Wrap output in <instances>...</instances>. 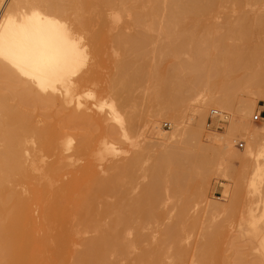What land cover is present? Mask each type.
<instances>
[{
    "label": "bare ground",
    "instance_id": "bare-ground-1",
    "mask_svg": "<svg viewBox=\"0 0 264 264\" xmlns=\"http://www.w3.org/2000/svg\"><path fill=\"white\" fill-rule=\"evenodd\" d=\"M219 2L220 0H0V47L3 50L0 54V264H39L35 254L39 242L36 233H48L54 230V226L63 227L62 224L70 216L69 206L77 192L82 194L83 205L90 222L88 228H91L95 235L79 243L84 249L78 253L75 261L78 264H111L107 253L115 251L117 246L120 248L124 246L119 241L124 212L120 204L115 205L112 211L99 208L102 205L101 200L106 199L109 194H119L120 175L103 176L92 164L76 166L78 161L76 153L66 154L62 150V146L66 150L72 148L73 138L66 131L79 127L87 137L91 133V128L87 126L91 116L87 114L89 109L82 99L86 97L96 99L94 98L96 93L93 95V91L81 90V83H90L91 76L79 78L77 75L86 63L89 52L83 43L84 35L89 34V39L91 36L95 41L105 40L109 35L108 28H111L109 23L125 10L134 12L133 19L137 22L144 19L156 21L159 18L163 22L175 25L186 24L189 21L193 24L198 22L200 17L215 12ZM148 9L150 12H143ZM92 13L101 21L98 22L97 31L93 30L95 21L86 16ZM262 17L264 19V16ZM255 20L254 24L244 22L231 25L229 28L224 27L226 30L220 26L207 27L202 30L205 31L204 34L199 33L200 36L194 33L196 31L189 34L190 30L186 25L188 31H184L188 33V38L194 42L196 48L193 62L185 68L188 72L186 79L178 77L183 71L181 65H174L175 70L168 74L158 68L160 60L155 59L157 68L153 66V70L148 69L147 53L141 44H137L134 46L137 60L128 63L131 72H126L125 67H121L117 81L122 83L128 78L130 85L136 82L143 83L146 79L152 78L151 80H155L166 91L173 85L176 94L172 99L181 101L188 92L197 90L200 82L208 80L206 82L209 83L219 74L228 76L242 73L243 83L255 88L252 95L256 99L264 100V85L261 80L264 57L257 50V45L255 47L262 27L257 18ZM114 38L122 42L125 37L124 34L117 33ZM161 55L156 53V58L159 56L164 62L167 56ZM241 84L219 88L218 95L214 93L210 96V106H226L233 91L242 86ZM188 87L191 90H187ZM96 102H100L97 103L99 108L107 105L113 119L123 126V117L113 99L108 101L109 103L101 100ZM255 104L241 103L236 118L230 122L228 132H232L233 127L243 123L247 124V128H255V131L249 133L247 151L251 155L254 151L257 152L253 168L260 169L264 163V138H259V135L264 136V126L260 127L261 125L254 122L253 118L250 120ZM64 109H69V113L62 116ZM157 135L159 138L167 139V135L159 131ZM81 149L86 151V146L82 145ZM111 149L105 148V151L108 153L113 151ZM50 157L52 161L48 162L47 158ZM165 158L167 161L168 158H163L166 167ZM159 160H162L161 157ZM161 166L163 169L161 171L169 172L164 171L163 163ZM159 168L157 166L155 170ZM173 170L172 173L184 176L179 170L175 172ZM262 171L264 172V169ZM159 172L158 170L156 173ZM173 175L172 184L169 181V174L167 178H163V175L161 180L157 179V175L153 176V181L146 187L147 198L152 202V207L162 199L160 191L167 180L174 187L175 193L187 189L184 185L186 182L182 184L181 178ZM62 200H66L65 205ZM262 202L264 201L261 200ZM111 213L114 219L110 222L107 219ZM96 214L100 215L103 221L93 220ZM180 217L184 218L179 215V220H182ZM261 217L263 218L264 214ZM178 219L175 224L180 222ZM191 226L193 227V224ZM249 226L252 227L254 234H260L256 221H250ZM165 230L164 234H161L163 231L160 233L163 236L158 245L142 250V258L148 259L150 264H156L164 258L167 248L172 246L173 252L170 254H175V260L173 259L177 262L175 264H184L182 259L188 252L181 247L183 230L174 224ZM71 231L79 233V225H72ZM55 241L57 244L62 243L63 237L57 236ZM74 242L76 243L74 240L71 241V244ZM261 245L264 255V242ZM202 247V249L198 247L199 252L195 250L199 254V257L196 256L197 261H201L197 263L214 264L215 252L203 245ZM238 258L236 263L239 261ZM240 262L239 264H242ZM45 264H62L59 251L54 252L53 257ZM222 264L230 263L224 259ZM254 264L259 263L254 261Z\"/></svg>",
    "mask_w": 264,
    "mask_h": 264
},
{
    "label": "rangeland",
    "instance_id": "rangeland-1",
    "mask_svg": "<svg viewBox=\"0 0 264 264\" xmlns=\"http://www.w3.org/2000/svg\"><path fill=\"white\" fill-rule=\"evenodd\" d=\"M230 1L232 0H220L222 4L220 5L219 2L215 10L218 14L213 12L209 16H204L205 19L203 16L200 17L196 23L192 24L189 21L182 25L163 22L159 18L156 21L144 19L137 22L133 19L134 12L125 10L109 23L111 28H108L109 35L105 40L95 41L91 39V36L89 39V34L84 35L83 43L90 48H87L89 52L86 63L77 75L79 78L92 77L90 83H81V90L93 91V95L95 92L94 98L98 99H92L93 97L82 99L89 109L87 114L91 116L87 123L91 133L87 137L79 127L66 131L73 138L72 148L66 150L62 146V150L66 154L76 153L78 159L76 166L92 164L103 176L120 175L119 194H109L106 199L101 200L102 205L99 208V210L107 208L112 211L115 205L120 204L124 212L122 230L119 234L121 236L119 241L124 246L121 248L117 246L115 251L107 253L111 264H150L148 259L142 258V250L158 245L163 236L161 234H164L165 229L172 224L183 230L181 247L188 252V257L185 255L182 259L184 264L199 263L197 251L199 252L198 247L203 248L202 245L215 252L214 264H222L224 259L230 264H239V261L242 264H254V261L264 264V255L261 250V243L264 242V217H261L264 214V205H262L264 202L261 203V200L264 201V172L262 171L264 163L260 169L253 168L257 152L254 151L251 155L247 151L249 133L255 131V128H247V124L243 123L233 127L232 132H228L242 102L256 103L250 120L254 112L264 108V100L256 99L252 95L255 88L243 83L242 73H233L228 76L219 74L209 83L206 82L208 80L200 82L197 90L188 92L184 99L178 101L172 99L176 94L175 87L172 88L173 85H170L166 91L155 80H151L152 78L146 79L143 83L136 82L130 85L128 78L122 83L117 81L121 67L124 66L126 72H131L128 63L137 60L134 50L137 44H141L147 53L148 69L153 70V66L156 67V60H160L161 66L158 64V68L162 72L171 73L175 70L174 65H181L183 71L178 77L186 79L188 72L185 68L193 62L196 49L194 42L188 38V33L193 34L196 31L194 33L200 36L199 33L204 34L205 31L202 32V30L207 27L229 28L231 25L244 22L254 24L256 18L262 30L258 36L259 39L255 41V47L257 45V50L264 57V19L262 17L264 16L262 15L264 0ZM138 11L141 10L138 9ZM143 12L148 13L150 10H143ZM86 16L95 21L93 30L97 31L98 22H101L100 18L94 13L86 14ZM191 26H195L197 30ZM185 27L190 30L188 33ZM117 33L124 34L125 38L122 42L114 38ZM155 50L158 55L167 56L164 62L161 61V57V59L159 56H157L158 59L156 58ZM261 80L264 85V70ZM236 83H242V86L233 91L226 106H210L212 94L218 95L219 88ZM111 99L114 100L123 117V126L113 119L107 105L101 108L97 106L100 102L96 101L109 103ZM212 111H218L222 113V116L224 115L225 121L221 125L216 124L220 126V129L208 126ZM67 113L69 109H64L61 115L65 116ZM258 125L263 127L262 124ZM158 131L166 134L167 139L159 138ZM259 138L263 139L264 136L259 135ZM82 145L86 146V151H82ZM105 148H112L113 151L107 153ZM160 157L163 161L159 160ZM162 157L168 158V161L165 158L167 168L164 166L165 160ZM50 158H47L48 162L52 161ZM162 163L165 167H163L164 171L169 170L168 173L161 171ZM157 166L161 167L156 171ZM170 169L179 170L186 178L179 173L177 175L175 170H173L175 174L172 173ZM158 170L159 174L156 173ZM173 174L181 178L182 184L186 182L184 185L187 189H181V193L173 191L174 187L171 185ZM154 175H157V179L162 178L163 175V178L170 177L171 184L167 180L168 184L166 183L164 188L162 185L163 189L161 188L160 191L162 199L152 207V202L147 198L146 187L153 181ZM162 180L166 181V179ZM251 180L254 183H251ZM254 184L255 186H252ZM59 185L60 183L57 186ZM62 203L65 205L66 200H62ZM69 214V218L62 224L63 227L54 226V230L48 233H36L39 242L36 245L35 254L39 264L47 263L56 251H59L61 255L62 264H78L75 258L84 249V246L79 243L95 235L92 229L88 228L90 222H88L89 217L83 205L81 192H77L72 199ZM179 215L184 218L180 217L182 220H179ZM113 219L111 213L107 220L111 222ZM177 219L180 222L175 224ZM93 220L101 222L103 218L96 214ZM252 220L258 224L259 235L254 234L252 227L249 226ZM74 224L79 225V233L71 231ZM187 225H189L188 228ZM184 229L188 232L186 233ZM57 236L63 237V245L61 242L60 245L57 244L55 241ZM73 240L76 243L71 244ZM172 248V246L167 248L164 258L156 264H167V262L175 264V254H170L173 252ZM237 258L239 261L236 263Z\"/></svg>",
    "mask_w": 264,
    "mask_h": 264
},
{
    "label": "built area",
    "instance_id": "built-area-1",
    "mask_svg": "<svg viewBox=\"0 0 264 264\" xmlns=\"http://www.w3.org/2000/svg\"><path fill=\"white\" fill-rule=\"evenodd\" d=\"M253 120L257 124H262L264 126V108L254 114ZM224 121L225 119L220 112L212 111L208 119V126L211 128L220 129V126H217L216 124L221 125Z\"/></svg>",
    "mask_w": 264,
    "mask_h": 264
},
{
    "label": "snow or ice",
    "instance_id": "snow-or-ice-1",
    "mask_svg": "<svg viewBox=\"0 0 264 264\" xmlns=\"http://www.w3.org/2000/svg\"><path fill=\"white\" fill-rule=\"evenodd\" d=\"M2 51H3V50H2V47H0V54H2Z\"/></svg>",
    "mask_w": 264,
    "mask_h": 264
}]
</instances>
